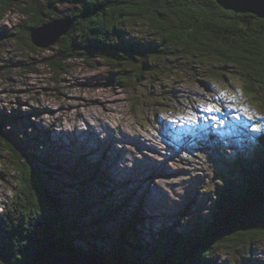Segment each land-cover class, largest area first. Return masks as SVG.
I'll use <instances>...</instances> for the list:
<instances>
[{"label": "trees", "instance_id": "trees-1", "mask_svg": "<svg viewBox=\"0 0 264 264\" xmlns=\"http://www.w3.org/2000/svg\"><path fill=\"white\" fill-rule=\"evenodd\" d=\"M44 1L45 6L42 0L29 2L21 11L25 21L19 30L6 36L23 43L25 34L36 52L32 29L56 18L70 19L69 31L52 49L55 54L43 60L54 73H67L65 62L72 59L102 60L116 68L110 81L126 89L132 78L137 86L144 75L155 71L150 62L177 60L180 51H191L226 66H240L243 91L264 94V19L253 14L224 10L216 0H71L73 6L61 17L56 7L62 0ZM13 7L11 0H4V15ZM130 24L150 30L152 37L132 38ZM197 117L192 128L176 130L173 142L191 157L202 152L216 161L213 206L206 216L191 214L192 222L184 231L171 226L151 232L147 248L141 247L136 227L142 223L141 212L131 213L127 223L114 230L103 220L119 205L105 206L97 217L84 196L81 210L68 211V203L46 185L51 174L38 167L41 159L20 147L11 132H3L0 146L5 145L10 154L8 164L17 172L18 187L11 207L0 216V264H48L56 255L77 252L102 257L109 264H218L216 256L222 248L253 254L254 243L264 240V123H258L263 119ZM0 121L6 123L7 116L0 114ZM80 161L75 162L78 170ZM88 166L92 171L83 184L95 176L102 183L108 178L98 174L99 164L90 160ZM189 209L177 215L185 218ZM77 240L88 244V249L75 247ZM251 254L241 256L239 264L258 263Z\"/></svg>", "mask_w": 264, "mask_h": 264}, {"label": "rangeland", "instance_id": "rangeland-1", "mask_svg": "<svg viewBox=\"0 0 264 264\" xmlns=\"http://www.w3.org/2000/svg\"><path fill=\"white\" fill-rule=\"evenodd\" d=\"M31 1L11 0L13 10L4 15L0 0V114L8 118L6 123L0 121L2 132H11L20 147L41 159L38 167L51 174L46 185L68 203V211L81 210L84 196L97 217L106 207L119 205L103 220L114 230L126 224L131 213L141 212L142 223L136 227L141 243H146L143 248L151 232L171 226L184 231L192 222L191 214L206 216L213 206L215 160L211 154L191 157L178 151L173 134L182 126L192 128L193 114L201 119L259 117L263 120L258 123H264L263 92L243 91L240 66H226L191 51H180L177 60L150 62L155 71L144 75L137 86L132 78L126 89L110 81L116 68L102 60L72 59L65 62L67 73H54L43 60L55 54L52 49L58 42L33 52L25 34L23 43L6 36L19 30L25 21L21 11ZM72 6L71 0H62L57 15L63 17ZM128 28L134 39L152 37L150 30L138 25ZM211 107L220 110L205 111ZM77 158L80 170L75 166ZM9 159L1 145L0 216L11 207L18 187ZM88 160L99 164V175L108 176L103 183L95 176L83 184L92 171ZM188 206V216L180 218L177 214ZM74 246L88 249L89 245L77 240ZM253 247V254L222 248L217 263L239 264L241 256L251 254L255 264H264V240Z\"/></svg>", "mask_w": 264, "mask_h": 264}, {"label": "water", "instance_id": "water-1", "mask_svg": "<svg viewBox=\"0 0 264 264\" xmlns=\"http://www.w3.org/2000/svg\"><path fill=\"white\" fill-rule=\"evenodd\" d=\"M218 5L234 13H249L264 19V0H216ZM71 27L70 19H58L31 30L32 43L38 48L56 44ZM0 126V136H3ZM147 241V240H146ZM146 243L142 244L144 247ZM48 264H109L104 258L82 252L70 255H56ZM118 264V263H115Z\"/></svg>", "mask_w": 264, "mask_h": 264}, {"label": "snow or ice", "instance_id": "snow-or-ice-1", "mask_svg": "<svg viewBox=\"0 0 264 264\" xmlns=\"http://www.w3.org/2000/svg\"><path fill=\"white\" fill-rule=\"evenodd\" d=\"M219 110H220V109H218V108H214V107H211V108L205 109V111H219ZM244 111L247 112L248 109L245 108ZM250 118H252V117H250ZM212 119L215 120L216 117H212ZM189 120H190L191 122H193V123H196V122H198V117H197L195 114H193L191 117H189Z\"/></svg>", "mask_w": 264, "mask_h": 264}]
</instances>
